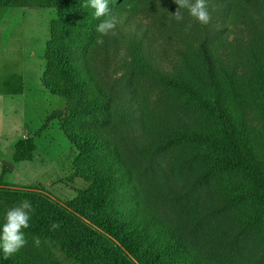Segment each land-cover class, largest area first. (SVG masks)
<instances>
[{
    "label": "trees",
    "instance_id": "trees-1",
    "mask_svg": "<svg viewBox=\"0 0 264 264\" xmlns=\"http://www.w3.org/2000/svg\"><path fill=\"white\" fill-rule=\"evenodd\" d=\"M85 2L0 0L54 9L41 81L64 107L47 122L85 183L70 210L0 190V231L32 205L28 243L0 248V264H54V251L75 264H264V0H208L207 25L187 10L177 21L174 0H109L119 23L102 45ZM39 133L14 142L13 163Z\"/></svg>",
    "mask_w": 264,
    "mask_h": 264
},
{
    "label": "rangeland",
    "instance_id": "rangeland-1",
    "mask_svg": "<svg viewBox=\"0 0 264 264\" xmlns=\"http://www.w3.org/2000/svg\"><path fill=\"white\" fill-rule=\"evenodd\" d=\"M54 17L51 8H0V174L4 172L0 190L34 189L70 210L69 204L85 183L74 177L76 153L59 122H47L53 111L64 107V100L47 91L41 81L49 24ZM234 36L239 35L233 32L229 37ZM37 130L40 133L31 160L13 163L14 142ZM4 161L13 164L10 172L3 170ZM53 262L75 264L56 251Z\"/></svg>",
    "mask_w": 264,
    "mask_h": 264
},
{
    "label": "clouds",
    "instance_id": "clouds-1",
    "mask_svg": "<svg viewBox=\"0 0 264 264\" xmlns=\"http://www.w3.org/2000/svg\"><path fill=\"white\" fill-rule=\"evenodd\" d=\"M174 3L179 6L175 13L172 14L177 21L184 19L185 10L200 24L207 25L212 20L208 0H174ZM82 7L84 9L89 7L93 9L94 17L100 21L96 26V32L99 33L98 44L102 45L104 43V37L117 34L116 29L119 20L117 16L112 14L109 0H86ZM188 27L190 28L191 25L189 24ZM31 211V203L25 200L6 212L5 222L2 226V231H0V248L3 249L5 258L20 252L28 243L22 229L30 227ZM59 227L58 223L52 224V230H56ZM40 243V238L34 237L35 246L39 247Z\"/></svg>",
    "mask_w": 264,
    "mask_h": 264
},
{
    "label": "water",
    "instance_id": "water-1",
    "mask_svg": "<svg viewBox=\"0 0 264 264\" xmlns=\"http://www.w3.org/2000/svg\"><path fill=\"white\" fill-rule=\"evenodd\" d=\"M9 169H12L13 168V164L9 163V162H6L4 161L3 162Z\"/></svg>",
    "mask_w": 264,
    "mask_h": 264
}]
</instances>
